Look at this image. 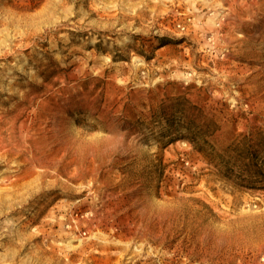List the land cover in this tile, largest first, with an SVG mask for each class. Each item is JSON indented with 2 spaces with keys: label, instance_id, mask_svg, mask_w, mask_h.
<instances>
[{
  "label": "rangeland",
  "instance_id": "rangeland-1",
  "mask_svg": "<svg viewBox=\"0 0 264 264\" xmlns=\"http://www.w3.org/2000/svg\"><path fill=\"white\" fill-rule=\"evenodd\" d=\"M196 1L0 0V264H263L264 0Z\"/></svg>",
  "mask_w": 264,
  "mask_h": 264
},
{
  "label": "built area",
  "instance_id": "built-area-1",
  "mask_svg": "<svg viewBox=\"0 0 264 264\" xmlns=\"http://www.w3.org/2000/svg\"><path fill=\"white\" fill-rule=\"evenodd\" d=\"M206 2L208 5L205 8V11L208 13L209 16L213 17V29H222V25L225 21V17L228 14L227 8L222 5H213L215 0H197L196 3ZM196 9L198 10L199 7L197 5ZM191 8H187L183 10V12H179L178 18L175 17L173 20V26L175 29H180L181 31L185 32L187 29H195L196 26H199V23L196 22L194 11ZM178 12V11H176ZM73 218L71 223L68 225V229L72 230L73 227L78 228L77 223L82 220H86L91 217V212L89 211H78L72 214ZM83 237L87 236V231L83 230L81 232ZM260 261L264 264V255L261 257Z\"/></svg>",
  "mask_w": 264,
  "mask_h": 264
},
{
  "label": "bare ground",
  "instance_id": "bare-ground-1",
  "mask_svg": "<svg viewBox=\"0 0 264 264\" xmlns=\"http://www.w3.org/2000/svg\"><path fill=\"white\" fill-rule=\"evenodd\" d=\"M35 142L37 143L36 145L40 146V144L38 143V142H40V140L36 139ZM68 245L71 246V243H68Z\"/></svg>",
  "mask_w": 264,
  "mask_h": 264
}]
</instances>
